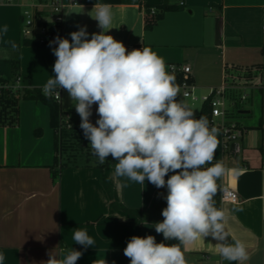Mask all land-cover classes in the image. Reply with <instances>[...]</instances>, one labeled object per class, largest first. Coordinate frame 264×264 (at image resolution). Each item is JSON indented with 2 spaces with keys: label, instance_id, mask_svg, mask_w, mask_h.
Instances as JSON below:
<instances>
[{
  "label": "crops",
  "instance_id": "crops-1",
  "mask_svg": "<svg viewBox=\"0 0 264 264\" xmlns=\"http://www.w3.org/2000/svg\"><path fill=\"white\" fill-rule=\"evenodd\" d=\"M65 2L63 38L71 40L69 34L82 26H87L89 38L102 31L93 17L100 5H109L114 28L107 34L128 51L147 46L166 65L189 64L197 99L184 97L175 78L177 99L184 104L191 107L187 99L200 98L199 87L229 85L226 102L232 108L228 107L225 118L215 117L211 126L219 142L212 164L220 162L224 166L222 176L216 180L214 201L215 207L225 213L223 223L229 234L226 243L241 242L248 259H222L217 245L220 242L211 236L184 245V257L186 264H264V0ZM165 2L179 9L165 11L147 29V18L155 15L152 9L156 13ZM21 25V7L0 3V59L15 55L16 50L8 45L26 40ZM5 51L9 56L2 57ZM55 60L49 45L24 44L19 49L17 74L29 88L42 90L55 75ZM18 96L15 120L9 117L0 123V252L5 255L4 264H41L49 259L50 251L59 255L61 249L72 247L83 253L77 264H103L104 260L107 264H130L123 250L132 236L152 235L158 243L164 242L154 224L162 222L158 218L163 217L167 203L159 193L167 187L158 189L147 180L142 185L117 177L116 161L111 157L104 165L96 159L58 163V155L62 157L58 152L60 140L51 126L50 107L39 99L23 97V92ZM61 97L62 122L69 131L75 128L82 133L80 117L66 90L61 89ZM13 105L9 103L7 110H13ZM96 107L93 105L90 118L94 124L99 118ZM232 119L242 135L226 148L221 125ZM38 128L42 129L40 135L35 132ZM102 174L112 185L114 199L141 210L142 216L122 210L110 212ZM223 185L238 193V202H222ZM77 228L94 239L93 247L85 250L75 244L73 234Z\"/></svg>",
  "mask_w": 264,
  "mask_h": 264
},
{
  "label": "clouds",
  "instance_id": "clouds-1",
  "mask_svg": "<svg viewBox=\"0 0 264 264\" xmlns=\"http://www.w3.org/2000/svg\"><path fill=\"white\" fill-rule=\"evenodd\" d=\"M93 18L102 31L92 33L91 38L87 26H82L69 34L71 40L57 35L49 41L56 57L55 75L42 86V93L62 104L60 90L67 91L99 165L111 157L117 177L142 185L147 180L158 189L167 187L164 219L154 224L164 242L158 243L152 235L132 236L124 255L130 264H186L181 247L167 242L187 245L211 236L220 242L222 259L246 261L248 253L241 242L226 243L225 213L215 207L216 180L224 172L222 163L212 164L219 143L216 129L177 99L179 88L171 66L151 47L128 51L107 34L114 28L109 5H100ZM7 31L5 25L3 32ZM16 87H21L19 81ZM93 105L99 117L95 124L90 119ZM206 164L210 166L205 168ZM73 240L85 250L95 244L79 228ZM48 255L41 264H77L83 253L72 247ZM4 261L0 252V264Z\"/></svg>",
  "mask_w": 264,
  "mask_h": 264
},
{
  "label": "built area",
  "instance_id": "built-area-1",
  "mask_svg": "<svg viewBox=\"0 0 264 264\" xmlns=\"http://www.w3.org/2000/svg\"><path fill=\"white\" fill-rule=\"evenodd\" d=\"M0 3H16L21 7V31L25 39L43 46L49 45V41L53 40L57 35L62 37L65 7L67 6L65 0H0ZM152 13H155V9H152ZM262 30L264 33V22ZM169 66H171L169 68L170 72L175 78L179 79V87L183 90L184 97L197 99L194 93L195 86L191 82L192 67L189 64L175 63L169 64ZM22 80L23 78L19 75L12 83L0 84V90L23 89L26 85L23 84ZM18 81L21 84L19 88L16 87ZM228 87L229 85L226 83L211 87L209 92L201 97L203 102H208L211 107L213 124L215 117H226ZM62 124L64 123L62 122ZM221 127L226 148L242 135V130L235 122L229 124L224 122ZM221 200L222 202L236 203L239 201V195L232 188L223 185L221 187Z\"/></svg>",
  "mask_w": 264,
  "mask_h": 264
},
{
  "label": "trees",
  "instance_id": "trees-1",
  "mask_svg": "<svg viewBox=\"0 0 264 264\" xmlns=\"http://www.w3.org/2000/svg\"><path fill=\"white\" fill-rule=\"evenodd\" d=\"M159 7H160V9L156 13H153L155 15H153L152 18H147V21H146V28L147 29H150L153 26V24L163 16L165 11L179 9V6L170 5L166 2ZM31 43H33V42L26 39V40H22L19 43L8 45V46H11L12 48H14L16 50V53L11 58L0 59V84L12 83L17 79V77L19 76V74H17V68H18V63H19V49L21 48L22 45L31 44ZM22 81H23V84L26 85L25 88H23V89H18V90L1 89L0 90V105L4 102V100H6V102H7V106L5 107V110L2 111V109H0V123H4V121L7 120V118H9V117L11 118L12 121L15 120L14 117L18 113V109L15 108L17 101H18V97H19L18 95L21 92H23V97L39 99V100L43 101L44 103H46L50 107L51 126L53 128H55L59 134L60 145L58 147V152L60 153V155H62L63 152L67 153L68 151H70V146H72L73 144L80 146L82 143V141H81L82 138H83V144L85 145L86 144L85 137L83 136L81 138V137L76 136L78 134L76 132L79 131L78 129L74 128V130L69 131L67 129L66 125L62 124L61 119H62V113L63 112L61 110L60 103L57 102L54 98L53 99L45 98V96L42 93V90L29 88V85L24 78ZM9 103H11V105L14 104L13 105L14 108L11 111L7 110ZM195 114L197 117L203 116V117L207 118V120L209 121L210 127L214 125L212 123L211 107H210L208 102H204L200 112L195 113ZM35 132H36V134L40 135L42 133V129L38 128V129H36ZM80 134H81V132L79 133V135ZM65 156H66V158H65L66 161H64L65 164H67L69 162L75 163V164L80 163L79 158H77V155L74 153H67ZM85 157H86V155H85ZM68 158L70 159V161ZM83 159H88V161H89L92 159L93 160L96 159V157L88 156L87 158H83ZM58 160H60V162H61V158L59 157V155H58ZM88 161L85 160V162H88ZM101 183H102V185H103V187H104V189H105V191L108 194V197L110 199V212L122 210L125 212L134 213V214H138V215L142 216L141 210L129 208V207L125 206L122 202H119V201L114 199V193H113L112 185L108 182V180L106 179V177L103 174L101 176ZM159 194H160V196H166L167 190H164V191L160 192ZM155 219H157V218H155ZM158 219L163 221L164 217H161ZM167 243L180 246L181 250L183 251V254H184V244H181V242L173 240V241H169Z\"/></svg>",
  "mask_w": 264,
  "mask_h": 264
},
{
  "label": "rangeland",
  "instance_id": "rangeland-1",
  "mask_svg": "<svg viewBox=\"0 0 264 264\" xmlns=\"http://www.w3.org/2000/svg\"><path fill=\"white\" fill-rule=\"evenodd\" d=\"M1 56L2 57H7V56H9V53L8 52H4V54H1ZM198 90V91H197ZM196 91H197V93L199 94V93H201V94H199V99L197 100V101H192L191 99H187V102L188 103H190V105H191V109L195 112V113H199V111L201 110V108H202V105H203V100L201 99V97H202V93H204V94H207L208 92H209V89L208 88H202V87H199L198 89H197ZM7 106V102H6V100H4V102L0 105V109H2V111H4L5 110V107ZM239 106V105H238ZM238 106H237V108H238ZM228 107L229 108H232V105H230V102H228L227 103V109H228ZM235 109V113L237 114V110L238 109H236V108H234ZM236 116V115H235ZM237 117V116H236ZM216 119H221V118H216ZM7 120H5L4 122H6ZM233 121H235L234 119H232V120H228L227 121V123L229 124V123H232ZM76 133H78L76 136L77 137H83L84 135H83V132L79 135V133H80V130L78 131V132H76ZM75 133V134H76ZM82 143H81V145L79 146V145H76V144H73L72 146H70V151H68L67 153H74V154H76L77 155V158H79V162L80 163H84L85 162V160H87L88 161V159H83V158H87L88 156H91V157H93V155L91 154V148H90V146H88L89 145V141L86 139V144L84 145L83 144V138H82ZM83 144V145H82ZM67 153H65V152H63L62 153V157H61V161L63 162V161H66L65 160V158H66V154ZM85 155H86V157H85ZM58 162L60 163V160H58Z\"/></svg>",
  "mask_w": 264,
  "mask_h": 264
}]
</instances>
